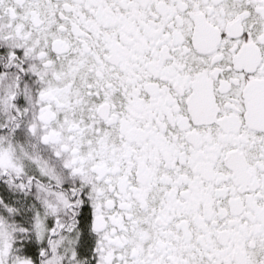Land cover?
I'll list each match as a JSON object with an SVG mask.
<instances>
[{"label":"snow or ice","instance_id":"1","mask_svg":"<svg viewBox=\"0 0 264 264\" xmlns=\"http://www.w3.org/2000/svg\"><path fill=\"white\" fill-rule=\"evenodd\" d=\"M0 264H264V0H0Z\"/></svg>","mask_w":264,"mask_h":264}]
</instances>
